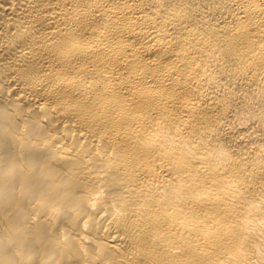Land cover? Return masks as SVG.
Listing matches in <instances>:
<instances>
[{
  "label": "bare ground",
  "instance_id": "bare-ground-1",
  "mask_svg": "<svg viewBox=\"0 0 264 264\" xmlns=\"http://www.w3.org/2000/svg\"><path fill=\"white\" fill-rule=\"evenodd\" d=\"M0 264H264V0H0Z\"/></svg>",
  "mask_w": 264,
  "mask_h": 264
}]
</instances>
